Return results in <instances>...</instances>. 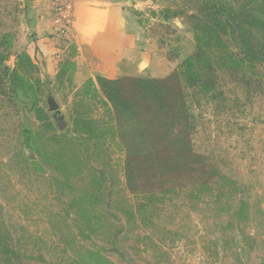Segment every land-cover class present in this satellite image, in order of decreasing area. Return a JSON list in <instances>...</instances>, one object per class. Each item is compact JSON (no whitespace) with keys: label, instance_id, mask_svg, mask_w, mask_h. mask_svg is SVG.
Listing matches in <instances>:
<instances>
[{"label":"rangeland","instance_id":"374dc122","mask_svg":"<svg viewBox=\"0 0 264 264\" xmlns=\"http://www.w3.org/2000/svg\"><path fill=\"white\" fill-rule=\"evenodd\" d=\"M116 1L164 76L0 0V264H264V0Z\"/></svg>","mask_w":264,"mask_h":264},{"label":"crops","instance_id":"0c3cea01","mask_svg":"<svg viewBox=\"0 0 264 264\" xmlns=\"http://www.w3.org/2000/svg\"><path fill=\"white\" fill-rule=\"evenodd\" d=\"M73 3L74 21L67 34L76 39L81 50L75 76L78 81L95 73L115 77L128 69L146 71L153 77L164 76L156 52L126 25L124 11L116 0H73ZM57 39L48 37L37 42L42 57L50 63L58 51Z\"/></svg>","mask_w":264,"mask_h":264},{"label":"built area","instance_id":"2783aa9c","mask_svg":"<svg viewBox=\"0 0 264 264\" xmlns=\"http://www.w3.org/2000/svg\"><path fill=\"white\" fill-rule=\"evenodd\" d=\"M69 5V3H64V5L62 4V7L59 8L55 19V23H58L60 25V29L63 33L71 27L74 20L73 10L71 5ZM63 7L65 9H63Z\"/></svg>","mask_w":264,"mask_h":264},{"label":"water","instance_id":"95a60500","mask_svg":"<svg viewBox=\"0 0 264 264\" xmlns=\"http://www.w3.org/2000/svg\"><path fill=\"white\" fill-rule=\"evenodd\" d=\"M50 105H51L52 109H56L57 108L56 103L52 99L50 100ZM60 125H63V124L61 123Z\"/></svg>","mask_w":264,"mask_h":264}]
</instances>
